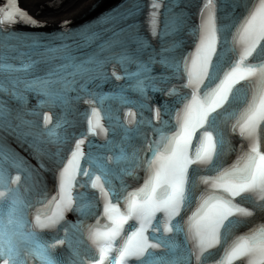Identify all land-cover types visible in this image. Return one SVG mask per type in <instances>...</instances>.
<instances>
[{
	"label": "snow or ice",
	"instance_id": "6c2138e0",
	"mask_svg": "<svg viewBox=\"0 0 264 264\" xmlns=\"http://www.w3.org/2000/svg\"><path fill=\"white\" fill-rule=\"evenodd\" d=\"M144 7L41 36L0 0V264H264V0Z\"/></svg>",
	"mask_w": 264,
	"mask_h": 264
},
{
	"label": "bare ground",
	"instance_id": "6f19581e",
	"mask_svg": "<svg viewBox=\"0 0 264 264\" xmlns=\"http://www.w3.org/2000/svg\"><path fill=\"white\" fill-rule=\"evenodd\" d=\"M22 3L31 11L36 17L41 18V22L46 25L59 24L60 22L75 21L84 15H88L92 7L95 5L92 14L105 6L104 3L109 4L114 0H63L57 7L46 6L47 3L54 2V0H21ZM57 4L54 3V6Z\"/></svg>",
	"mask_w": 264,
	"mask_h": 264
}]
</instances>
